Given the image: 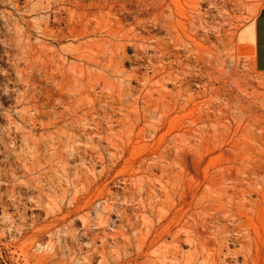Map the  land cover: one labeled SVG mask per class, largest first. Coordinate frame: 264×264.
I'll use <instances>...</instances> for the list:
<instances>
[{
    "label": "bare ground",
    "instance_id": "1",
    "mask_svg": "<svg viewBox=\"0 0 264 264\" xmlns=\"http://www.w3.org/2000/svg\"><path fill=\"white\" fill-rule=\"evenodd\" d=\"M10 1L14 3L15 0H7L8 3ZM206 1L45 0L44 5L50 6L49 8L59 5L51 20L57 25L62 24L65 26L64 29H66L69 36L89 37L100 33L101 36L105 37V40L101 39V43L95 42V46H93L94 44H87V49L83 52H81L82 46L79 45L75 51H72L75 52L74 58L96 66L102 70V74L91 75L86 85H83V80L77 74L67 84L64 76V61L61 63L56 60L55 68L52 67L54 70L48 74L45 72V77L51 82L47 81L46 84L49 82V85H52V95L56 96L55 104L53 102H51L53 103L52 106L51 103L50 105L47 104V110H44L45 106L35 104L38 102L35 92L39 86L33 83L32 75H27L26 87L22 97L25 98L28 107L21 109L20 112L18 111L16 113L17 117L30 123L44 118L47 121L45 125L47 128L65 122V125L59 128L60 132L74 126L72 129L75 135H78L77 133H80L81 130H85L83 129L85 127L82 128L81 126L83 122L90 121L93 127L92 130L98 133L100 122L105 118L111 121L120 116L119 120H124L131 114L136 113L162 120L169 115L171 110L184 111L194 97L189 93V81L197 77L205 80L210 73L208 71L207 74L204 67L206 56L203 55L205 52H202L204 47L197 41L198 35L200 37L201 34L197 30L198 26L196 27L197 20H202L199 6ZM39 5L42 7V3ZM44 5L43 8H46ZM14 8H16V5H14ZM35 8H39V6H35ZM122 8L126 11H121ZM256 9L257 7L251 5L249 12L252 14ZM32 12H34V9H32ZM131 13L135 17L132 21H129L127 16ZM144 15H146V18ZM0 20L3 21L4 26V28L0 26V50L6 49L9 51L8 53L3 51L6 60L9 61L10 66L7 67L9 70L16 72L19 67L18 62L15 61V54H10L11 49L16 46L14 36L16 28L11 25L9 18L5 15H1ZM204 23H199L201 33L203 28L206 31L207 26L203 27ZM45 24H48V22ZM47 27L49 28L48 25ZM57 29H55L56 33L53 35H56V37L62 36L64 33L61 31L62 26L61 29ZM150 29L153 32H162L164 36L151 35ZM204 36L202 37L204 38ZM129 50L133 53L134 61L138 62L136 63L138 67L125 75L120 65L128 59L126 52ZM2 57L0 55V62ZM53 61L55 62V60ZM195 68H198L196 69L198 73H195ZM106 74L121 78V81L118 80L107 92L104 90L106 88ZM131 83L137 84V87L132 88ZM167 86H172V89L167 90ZM183 86H186V90H183ZM208 87L206 82H203L200 96L205 99L209 94ZM97 89H101L99 95L96 94ZM51 91L48 92L51 93ZM7 92H9L8 89ZM202 103L203 109L207 108L209 100H203ZM56 106L62 108L63 111L56 112ZM200 108H197L198 111L201 110ZM83 110H85V113H83ZM67 111H71L69 115H75L69 123L66 122L65 118L67 117ZM80 111H83L84 115L82 113V116L77 115ZM53 117H56V120ZM12 121L13 118L8 117L9 126ZM8 130L11 131L10 127ZM60 134L47 136L45 140L49 148L50 158L56 162V166L62 171V167L74 162L75 159L82 160V156L80 155V148L77 145V148L73 146L77 142L78 136L72 135V137H69L64 132ZM107 137H105L107 147L111 150L116 142L114 144V139H111L113 136ZM89 140L91 143L94 142L93 138ZM3 141L0 139V146L3 145ZM65 144L67 146L64 147ZM69 144L73 146L72 148L70 146V151L66 150ZM4 149L6 148L4 147ZM115 151V154L110 152L112 154H110L112 165L108 171L110 173L123 159L129 157V162H126L123 166L124 171H126L123 175L125 177L124 181L127 184L123 189L122 200L124 204H133L132 215L127 214V209L111 198L106 199V203L110 202L112 206L107 204L102 209L103 214L116 213V221L113 223L114 235L112 237L114 238V248L117 251L121 246L125 249L126 245L129 248L131 243L135 244L134 247L138 249L136 257L138 259L145 258L138 264H264V240L261 239L263 235L259 238L260 236H258L255 228L256 221L259 218L260 221L262 220V217L259 216L261 204L258 200L253 201L250 198L251 195L254 196L253 194L256 196L262 194L259 193V189L264 188V178L262 180L259 178L260 174L256 165L249 160L248 163L243 161L247 154L230 152L224 156L226 163L240 161L241 164L238 167L235 166L230 169L223 167L222 163H218L213 167L214 171L211 174L207 173L202 177H188L186 174L187 159L198 160L200 163L206 158L207 154L188 150H176L172 153L163 152L162 150V152L138 154L127 152L125 149ZM97 155L95 156L99 160L95 159L102 162V157H99L100 153H97ZM27 169L26 171H29ZM154 169L159 170V176L154 173ZM102 170L105 172L107 167H103ZM50 178L52 179V177ZM56 180L57 178L54 179V177L51 180L54 191L45 198L47 200L46 206L44 205L45 213L43 214L45 216L43 218L46 224L38 229L39 234H48L47 239L44 240L46 237L41 238L43 240H38L39 242H36L35 245L36 251L40 252L41 255L42 252L48 254V258L44 259L47 264H65V256H67L65 255V249H68V247L65 248L66 235L68 234L65 224L67 218L73 215V212L66 211L67 208L64 205L65 191ZM88 184L90 185V183ZM200 187H203L202 191H200ZM38 190L42 192L41 189ZM108 194L112 195L110 192ZM72 199L76 204L80 200L78 197ZM73 201L71 202L73 203ZM35 205L37 206V204ZM115 207L119 209L115 211ZM16 217H19V215ZM106 218L105 216L100 217L98 223L100 225L107 223ZM9 219L12 220V217H9ZM9 219L7 220L9 221ZM19 219H17L18 222ZM259 227L261 226L259 225ZM20 229L22 230V228ZM182 246L189 248L188 252H182ZM100 248L98 247L99 252L103 251L102 248L100 251ZM117 251H113L112 254L118 255ZM44 253L43 255H45ZM100 259L104 261L101 256ZM102 264L104 263L102 262Z\"/></svg>",
    "mask_w": 264,
    "mask_h": 264
},
{
    "label": "rangeland",
    "instance_id": "2",
    "mask_svg": "<svg viewBox=\"0 0 264 264\" xmlns=\"http://www.w3.org/2000/svg\"><path fill=\"white\" fill-rule=\"evenodd\" d=\"M41 1L15 0L14 3H11V1L8 3L7 0H2L0 2V16L5 15L8 17L11 25L16 28L14 33L16 46L11 49L10 54H15V61L18 62L19 66L16 72L9 70V61L6 60L7 58L3 52L8 53L9 51L6 49L0 50V55L3 56L0 62V139L4 140L3 145L0 146V264H44V262L47 264L44 259L48 258V254L42 252V255L45 254L43 255L45 257H43L40 252L36 251L35 245L36 242H39L38 240L42 241L45 237L44 240L47 239L48 234H39L38 229L46 224L43 218L47 200L45 198L54 191L51 185L53 177L54 179L57 178L56 182L58 181L63 191H65L64 205L67 208L66 211L73 212V215L67 218L65 224L68 233L65 243V248L68 247V249H65V255H67L65 256L66 259L64 258L65 264H102V262L104 264H138L145 260V258L138 259L136 257L138 249L134 247L135 244L133 243L129 248H127V245L125 249L121 246V250L118 251L114 248V238L112 236L114 235L113 223L116 221V213L111 212V215L102 213L103 207L107 204L112 206V203H106V199L111 198L117 204L126 208L127 214L132 215L133 204H124L122 200L123 189L127 184L124 181L125 177L123 175L126 171H124L123 166L126 162H129V157L123 159L110 173L108 171L112 165L110 154H115V148L116 151L125 149L127 152L137 154L162 152V150L170 153L176 150H188L207 154L206 158L200 163L198 160L187 159L186 174L188 177H202L207 173L211 174L214 171L213 167L218 163H222L223 167L230 169L235 166L238 167L241 164L240 161L226 163L224 156L230 152L245 153L247 157L243 161L248 163L249 160L256 165L260 174L259 178L261 180L264 178V74L255 71L252 52L254 20L261 8L264 7V0H205L206 2L201 3L199 13L201 12L202 20H197L198 23L196 24L201 35L200 37L198 35L197 41L204 47L205 51L202 50L203 53L205 52L203 55L206 56V58L204 56V67L207 74L210 73L205 80L197 77L189 81V93L194 97L188 103L186 109L184 111L171 110L172 112L170 111L169 115L162 120L136 113L131 114L124 120H119L120 116L111 121L105 118L100 122L98 133L92 130L93 127L90 121L81 124L82 128L85 127L83 128L85 130H81L80 133H77L78 135H75L72 129L74 126L64 129L63 132L66 136H78L77 142L73 146L76 147L77 145L80 148V155L82 156V160L75 159L74 162L62 167L64 171L59 170L56 162L50 158L45 139L47 136L63 133L60 132L59 128L64 126L65 122L47 128L45 126L47 121L44 118L30 123L23 121L16 115L21 109L28 107L25 98L22 97L26 87L25 80L27 75L33 76V83L39 86L35 92L38 99L35 104L45 106L44 110H47L46 105H50L51 102L55 104L56 96L52 95V85H49L50 81L45 77V72L48 74L54 70L57 61L61 63L64 61L66 83L71 82L72 78L79 74V77L83 80V85H86L91 75L102 74V70L85 63L83 60L74 58L75 52L72 51L82 46L81 52H83L87 49V44L93 45L95 42L99 44L103 39L105 40V37L101 36L100 33L89 37L69 36L66 29H64L65 26L60 24L63 28L61 29L59 24L57 25L51 20L59 5L49 8L50 6L44 5L45 0ZM38 3H42V7ZM14 5H16V8H14ZM43 5L46 8H43ZM251 5L257 7L252 14L249 12ZM35 6H39V8H35ZM32 9H34V12H32ZM121 11L125 12L126 9L122 8ZM134 17V14L131 13L127 16V19L132 21ZM144 17L146 18V15ZM47 22L48 24H45ZM204 22H207L205 26ZM199 23H204L203 27L207 26L206 31L203 28L201 33ZM0 26L4 28L3 21L0 22ZM57 27L64 32L63 37L53 35L56 33L55 29ZM149 31L151 35L164 36L162 32H153L152 29ZM203 35H205L204 38ZM126 55L128 59L120 65L125 75L138 67L136 64L138 62L134 61L132 51H127ZM52 67L54 68L52 69ZM37 68L39 69L37 70ZM142 71L144 72V70ZM195 73H198L197 70ZM120 79L119 77L107 75L104 90L109 91L118 80L121 81ZM47 81H49L48 84H46ZM203 82H206L207 87L209 86V94L206 99L200 96ZM130 86L136 88L137 84L131 83ZM13 87L14 89H12ZM166 88L171 90L172 86ZM7 89L9 92H7ZM183 90H186V86H183ZM16 91L19 93L18 95ZM48 91H51V93ZM100 91L101 89H97L96 94L99 95ZM202 99L209 100L207 108L203 109L201 106L203 105ZM53 103H51V106ZM197 108L202 111H198ZM62 111V108L56 106V112ZM83 111H80L77 115H84L85 110ZM67 112L65 118L66 122L69 123L75 115L70 114L71 117H69L71 111ZM204 112L206 113L204 114ZM99 114L101 113L99 112ZM8 117L13 118L10 126L8 125ZM53 118L56 120V117ZM9 127L11 131L8 130ZM112 136L111 139H114V144L115 142L116 144L113 147L114 149L111 148L110 150L107 147L105 137ZM86 137L93 138L94 142L91 143L90 138ZM98 139L100 140L98 141ZM22 140L25 142L23 143ZM65 146L67 145L65 144ZM70 146L73 147L72 144H69L66 150L70 151ZM91 150L95 152H91ZM97 153H100L101 156L99 155V157H102V162L97 161L99 160L95 156ZM103 167H107L105 172L102 170ZM26 169L29 171H26ZM154 171L159 176V170L154 169ZM38 189H41L42 192H39ZM202 189L203 187H200V191ZM108 192L112 195H109ZM260 192L261 195L256 196L253 194L254 196L251 195L250 198L253 201L258 200L261 204L259 216L262 217V220L260 221L259 218V221H256L255 228L258 236H260L259 238L263 235L261 239L264 240V196L262 197L264 188L259 189ZM74 197L80 199L77 204L73 199L71 200ZM118 209L115 207V211ZM17 215L23 218L20 217L19 219V217H16ZM102 216L107 217V223L100 225L98 222ZM9 217H12V220ZM17 219H19V222ZM31 231L33 232L31 233ZM98 247L103 249L101 251L100 248L102 253L99 252ZM181 249L182 252H188L189 250V248L183 246ZM67 250L68 252H66ZM113 251H117L118 255L112 254ZM100 256L104 258V261H101Z\"/></svg>",
    "mask_w": 264,
    "mask_h": 264
},
{
    "label": "crops",
    "instance_id": "3",
    "mask_svg": "<svg viewBox=\"0 0 264 264\" xmlns=\"http://www.w3.org/2000/svg\"><path fill=\"white\" fill-rule=\"evenodd\" d=\"M252 52L255 71L264 74V7L254 20Z\"/></svg>",
    "mask_w": 264,
    "mask_h": 264
}]
</instances>
